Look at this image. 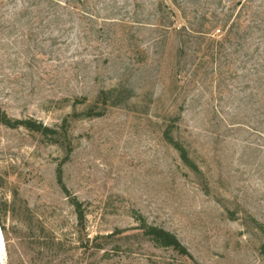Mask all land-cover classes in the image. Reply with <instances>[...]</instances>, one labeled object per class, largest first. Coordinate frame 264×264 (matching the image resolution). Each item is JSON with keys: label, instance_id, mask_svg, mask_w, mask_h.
I'll return each mask as SVG.
<instances>
[{"label": "rangeland", "instance_id": "1", "mask_svg": "<svg viewBox=\"0 0 264 264\" xmlns=\"http://www.w3.org/2000/svg\"><path fill=\"white\" fill-rule=\"evenodd\" d=\"M232 1L0 0V109L57 131L67 121L66 145L0 123V201L16 212L1 264H264L256 62L230 55L228 71V45L224 58L174 31L222 17ZM138 216L191 257L156 247Z\"/></svg>", "mask_w": 264, "mask_h": 264}, {"label": "trees", "instance_id": "2", "mask_svg": "<svg viewBox=\"0 0 264 264\" xmlns=\"http://www.w3.org/2000/svg\"><path fill=\"white\" fill-rule=\"evenodd\" d=\"M39 1L53 2L54 0ZM232 3L233 7L230 9V12L224 13L222 17L213 13L212 16L203 17L204 19L201 20L196 28L185 29L182 27L176 28L174 31H176L177 34L184 33V35L194 38L196 42H202V44L206 45L208 52L218 53V55L224 54L228 45L231 48L230 54H227L226 58L222 55L225 58L222 65H224V68H227L228 71H232V65L234 63L230 55H237L242 52L241 59L239 60H241L243 64L253 60L256 62L254 71L257 74V83L260 88L264 89V0H233ZM31 6H35V4H31ZM236 8L238 10L234 16L232 12ZM178 9H183V6L181 5ZM38 13L40 14L39 10ZM23 14H27V12L23 11L22 17L25 16ZM161 28L166 29L165 31H169V28L165 25L161 26ZM215 31H218L219 35H214ZM185 44L186 42H182V44H180L181 46L178 48L180 55H185ZM260 99H264V96H260ZM93 115L99 116L101 114H95L92 110L88 111L86 114L88 117H92ZM62 122L59 131H57L32 119L13 120L0 109V123L2 125L12 129L23 127L30 132L41 134L52 143L66 145L64 141L67 138V121L63 120ZM163 135L164 139L178 152L181 162L193 173L200 175L201 172L189 157L187 149L179 141H174L172 139L170 127L166 128ZM57 171V182L63 191L68 194L62 181L61 167H58ZM70 203L76 215L77 225L82 230L85 228V211L83 204L73 197L70 198ZM13 205V202L8 204L6 200L0 201V231L6 245L9 241L7 239V216L8 214L10 216L16 214ZM137 220L140 222L139 226L143 235L156 247L171 249L180 256L191 257L188 250L174 234L162 228L147 225L140 216L137 217ZM116 234H118V232H116ZM116 234H111L105 238H111Z\"/></svg>", "mask_w": 264, "mask_h": 264}, {"label": "bare ground", "instance_id": "3", "mask_svg": "<svg viewBox=\"0 0 264 264\" xmlns=\"http://www.w3.org/2000/svg\"><path fill=\"white\" fill-rule=\"evenodd\" d=\"M0 233H1V231H0ZM1 235H2V233H1ZM2 241H3V244H2ZM2 241L0 239V257H1V254L3 253L4 249H5V244H4L3 236H2ZM0 261H1V259H0ZM0 264H1V262H0Z\"/></svg>", "mask_w": 264, "mask_h": 264}, {"label": "water", "instance_id": "4", "mask_svg": "<svg viewBox=\"0 0 264 264\" xmlns=\"http://www.w3.org/2000/svg\"><path fill=\"white\" fill-rule=\"evenodd\" d=\"M0 239H1V241H2V235H1V233H0ZM2 244H3V241H2ZM1 263H2V261H0Z\"/></svg>", "mask_w": 264, "mask_h": 264}]
</instances>
